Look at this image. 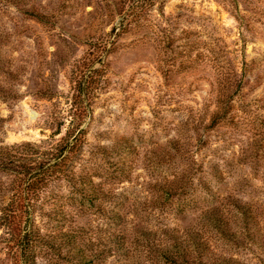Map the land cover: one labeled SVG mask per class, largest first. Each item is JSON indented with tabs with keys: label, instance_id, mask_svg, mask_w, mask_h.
<instances>
[{
	"label": "rangeland",
	"instance_id": "1",
	"mask_svg": "<svg viewBox=\"0 0 264 264\" xmlns=\"http://www.w3.org/2000/svg\"><path fill=\"white\" fill-rule=\"evenodd\" d=\"M124 3L0 0L7 145L58 132L109 44L75 181L31 218L34 264H264V0H167L123 33Z\"/></svg>",
	"mask_w": 264,
	"mask_h": 264
},
{
	"label": "trees",
	"instance_id": "2",
	"mask_svg": "<svg viewBox=\"0 0 264 264\" xmlns=\"http://www.w3.org/2000/svg\"><path fill=\"white\" fill-rule=\"evenodd\" d=\"M166 2L125 0L120 31L124 33L136 28L157 5ZM119 36L117 34L116 38ZM108 46L102 44L94 49L75 70V93L68 118L59 124L58 132L40 144L23 142L7 145L0 139V175L8 179L6 184L0 182V244L7 251L11 264L35 263V249L44 239L34 231L31 218L44 209L43 200L53 184L63 179L75 181L71 169L86 142L85 124L103 72L102 69L93 70V67ZM57 136L61 138L56 140ZM184 253L185 249H177L176 246L165 251V254L178 255L181 259H185Z\"/></svg>",
	"mask_w": 264,
	"mask_h": 264
}]
</instances>
